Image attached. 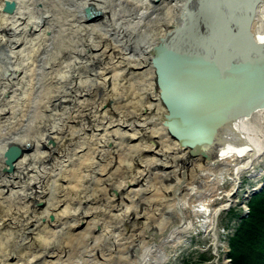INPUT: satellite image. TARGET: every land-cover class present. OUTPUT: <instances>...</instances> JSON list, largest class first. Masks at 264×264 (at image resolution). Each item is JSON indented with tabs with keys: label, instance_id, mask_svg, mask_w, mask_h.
Instances as JSON below:
<instances>
[{
	"label": "bare ground",
	"instance_id": "6f19581e",
	"mask_svg": "<svg viewBox=\"0 0 264 264\" xmlns=\"http://www.w3.org/2000/svg\"><path fill=\"white\" fill-rule=\"evenodd\" d=\"M213 15L237 38L225 58L264 54V0H0V46L14 44L0 52V264H164L191 230L216 243L222 174L237 184L264 154V108L189 154L165 129L152 62L158 44L214 49Z\"/></svg>",
	"mask_w": 264,
	"mask_h": 264
},
{
	"label": "water",
	"instance_id": "95a60500",
	"mask_svg": "<svg viewBox=\"0 0 264 264\" xmlns=\"http://www.w3.org/2000/svg\"><path fill=\"white\" fill-rule=\"evenodd\" d=\"M84 14L88 19L99 13L88 7ZM212 17L218 29L214 49L192 55L158 44L153 50L155 85L167 112L165 129L189 154L213 145L228 124L264 108V54L225 58L239 47L233 43L237 38L234 32L219 31L220 22ZM20 152L19 146L9 145L7 162L12 164ZM263 187L252 193L259 194Z\"/></svg>",
	"mask_w": 264,
	"mask_h": 264
},
{
	"label": "rangeland",
	"instance_id": "374dc122",
	"mask_svg": "<svg viewBox=\"0 0 264 264\" xmlns=\"http://www.w3.org/2000/svg\"><path fill=\"white\" fill-rule=\"evenodd\" d=\"M16 34L17 33L13 29L7 31L6 33L7 38L11 39L12 41H15V39L19 38V36L21 35ZM20 39L22 38L20 37ZM13 46L14 44L11 45L9 43H2L0 46V52H6L9 47ZM4 79L5 77L0 76V89L2 87V84L4 83ZM2 98H6V95L2 96ZM109 102V107L112 109H115V107L119 105L117 102L113 104L111 100ZM6 115H8L6 112L0 113V121L4 120V117ZM110 115L111 114H109L108 116ZM4 128L5 127L3 126L0 129ZM1 132L5 131L2 130ZM32 137L38 140L39 135L33 134ZM47 148L55 151L57 149V145L53 140L49 139V141H47ZM108 149H111L110 144L108 145ZM172 158V156H168L167 160L171 161ZM215 170L217 172L220 171L219 168H215ZM252 170H254L253 176H250L249 174ZM222 177L223 182L222 184L220 183L221 185L219 188V192L226 194L227 191H229L232 193V196L230 197V201H227V205L225 207L226 209L222 210L219 213L220 215L217 219L216 224L217 227L214 231L215 235L217 236L216 243L212 240V236L208 233L204 234L199 230L196 232L191 230L188 237L185 236L184 239L182 238V240H180L179 244L175 245V248L168 250V252L170 253V257L168 258V261L164 262V264H223L224 261H227L228 264H235L232 261V258L229 257L231 250L230 243L236 236L235 234L236 232H238L237 229L241 226V221L243 222L250 217V204L252 203V201H254V197L260 196V194L263 192L261 191L259 194L254 195L253 193H251V190H256L264 184V181L262 179L264 178V154L259 157L258 160H255L252 163L251 167L241 171L239 177L240 181L237 182V184L235 183V181H233L231 172H229V174L223 173ZM169 181L170 180H165V182ZM198 184L200 185L201 182H198ZM109 194L117 200L120 197L118 191L116 190L110 191ZM215 195L212 196L213 201L211 202V204H221L220 202H222L223 199ZM140 199L141 197L134 198L135 201L133 202V207L136 209V211L144 209L147 210L148 206L146 207L141 202H139ZM38 203L39 202H37L36 206L40 207L38 206L40 205ZM165 204V199L162 198V202L160 204L161 209L164 208V215L169 217L167 212L168 209L166 208L167 206H165ZM186 216H189L194 220L193 216H191L189 213H186ZM49 220L52 221L53 216H50ZM132 221L134 220L132 219ZM132 224V222L127 223V226H130ZM98 228L99 227L97 225L93 227V230L97 231ZM103 246L107 247L105 243L103 244Z\"/></svg>",
	"mask_w": 264,
	"mask_h": 264
},
{
	"label": "trees",
	"instance_id": "16d2710c",
	"mask_svg": "<svg viewBox=\"0 0 264 264\" xmlns=\"http://www.w3.org/2000/svg\"><path fill=\"white\" fill-rule=\"evenodd\" d=\"M250 208V217L241 221L230 243L229 257L235 264H264V189Z\"/></svg>",
	"mask_w": 264,
	"mask_h": 264
}]
</instances>
